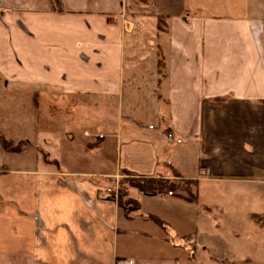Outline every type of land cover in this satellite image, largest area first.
Masks as SVG:
<instances>
[{
  "label": "crops",
  "instance_id": "crops-1",
  "mask_svg": "<svg viewBox=\"0 0 264 264\" xmlns=\"http://www.w3.org/2000/svg\"><path fill=\"white\" fill-rule=\"evenodd\" d=\"M0 92V264H181L201 183L264 187V0H0Z\"/></svg>",
  "mask_w": 264,
  "mask_h": 264
},
{
  "label": "rangeland",
  "instance_id": "rangeland-1",
  "mask_svg": "<svg viewBox=\"0 0 264 264\" xmlns=\"http://www.w3.org/2000/svg\"><path fill=\"white\" fill-rule=\"evenodd\" d=\"M5 95L7 97H4ZM2 97L12 99L14 96L11 92H0V131L14 133L15 131L11 130V127L6 124L4 117L5 100ZM8 139L13 141L14 144L11 143L13 147H24L26 149L25 141L15 142L11 138ZM41 153L45 157L44 150H41ZM1 154L2 152H0V163L3 156L5 162L11 161L8 155ZM132 176L126 173V176L120 178L116 185L112 186L117 190L118 197L122 186L124 188L128 185L127 180L134 179ZM201 185L200 195L204 202L217 200L221 204L227 205L228 208L226 207L224 212H221V210L210 211L205 209L206 206L202 205L200 200L198 203L188 201L194 208L205 210L206 214H204V218H199L195 227L180 224V230L191 229L193 231L184 239L179 250L182 255L180 263L264 264V226L256 222L250 215L252 212L264 214V187H257L252 183H230V185L223 186H210L201 183ZM130 189L129 187L128 193H130ZM185 195L191 197V192L182 189L177 191L176 194L182 199H185ZM212 204L214 202L209 205ZM214 220H217L218 224L213 225ZM176 228L178 229V227ZM192 241H195L196 246L192 245Z\"/></svg>",
  "mask_w": 264,
  "mask_h": 264
},
{
  "label": "trees",
  "instance_id": "trees-1",
  "mask_svg": "<svg viewBox=\"0 0 264 264\" xmlns=\"http://www.w3.org/2000/svg\"><path fill=\"white\" fill-rule=\"evenodd\" d=\"M139 1V0H137ZM146 1V0H144ZM165 20L160 17L159 18V24L160 27H164ZM1 146L3 149L8 153H17L23 151L24 147H13L11 143H13L12 140L5 138L4 136L0 137ZM14 144V143H13ZM17 145V144H16ZM15 145V146H16ZM49 161V160H46ZM131 174V173H129ZM133 175V174H131ZM134 179L127 180L128 185L126 187L137 189L138 191L143 192L144 194L148 195H155L158 193H163L168 191H171L172 193H175L178 189H180L182 186L180 184L171 182L163 177H146V176H135L133 175ZM122 186L121 190L119 191L120 195L117 198L119 206L124 209L127 213L133 211V209L138 207V201L130 196V193H128V188ZM157 222L161 223L163 225V222L160 221L155 216H150ZM251 217L258 222L260 225L264 226V214L259 213H253ZM164 226V225H163ZM192 245L195 246V244L192 242Z\"/></svg>",
  "mask_w": 264,
  "mask_h": 264
},
{
  "label": "built area",
  "instance_id": "built-area-1",
  "mask_svg": "<svg viewBox=\"0 0 264 264\" xmlns=\"http://www.w3.org/2000/svg\"><path fill=\"white\" fill-rule=\"evenodd\" d=\"M166 137L169 141H175L177 143H181L183 140L180 138H175V134L174 132L170 131L166 134ZM210 171L209 168H205V171L202 170L203 173H208ZM103 194H102V198L103 199H117L118 198V193L117 190L115 188L109 187L106 190H103ZM169 194H173L171 191H169ZM134 262L132 260H129L127 262L123 261V260H119L117 262V264H133Z\"/></svg>",
  "mask_w": 264,
  "mask_h": 264
}]
</instances>
